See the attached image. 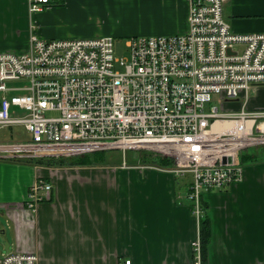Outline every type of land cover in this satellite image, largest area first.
I'll list each match as a JSON object with an SVG mask.
<instances>
[{
    "label": "built area",
    "instance_id": "1",
    "mask_svg": "<svg viewBox=\"0 0 264 264\" xmlns=\"http://www.w3.org/2000/svg\"><path fill=\"white\" fill-rule=\"evenodd\" d=\"M61 1L29 0L28 9L33 14ZM226 1L190 0L186 33L131 37L126 56L117 55L109 36L32 35L26 52H0V130L21 126L30 136L0 141V160L32 164L107 151L169 158L171 167L153 166L193 176L188 199L201 222L204 192L243 181L241 153L264 146V110L246 109L251 91L264 86V33L233 32ZM213 95L223 106L240 101L241 110L208 111ZM218 122L230 128L216 130ZM53 190L38 178L26 207L37 211ZM0 264H39V256L10 252ZM191 264H205L200 235Z\"/></svg>",
    "mask_w": 264,
    "mask_h": 264
},
{
    "label": "crops",
    "instance_id": "2",
    "mask_svg": "<svg viewBox=\"0 0 264 264\" xmlns=\"http://www.w3.org/2000/svg\"><path fill=\"white\" fill-rule=\"evenodd\" d=\"M28 3L0 0V52H26L32 35L169 37L189 28L190 0H62L33 14ZM224 16L235 33H264V0H227ZM232 103L239 112L241 102ZM246 109L264 110V86L251 91ZM252 155L258 161L243 166V181L203 194L205 264H264V156ZM38 178L54 190L33 212L25 202ZM185 183L146 163L36 168L0 160V215L13 233L4 246L37 254L39 264H191L200 222L188 199L192 180Z\"/></svg>",
    "mask_w": 264,
    "mask_h": 264
},
{
    "label": "rangeland",
    "instance_id": "3",
    "mask_svg": "<svg viewBox=\"0 0 264 264\" xmlns=\"http://www.w3.org/2000/svg\"><path fill=\"white\" fill-rule=\"evenodd\" d=\"M110 20V18L108 19ZM105 21V20H104ZM122 22V17H118L113 20V26L111 27V32L115 33L118 28L119 24ZM105 26V25H104ZM123 36H117L116 38V52L118 56H126V41L130 39L129 37L126 38H120ZM240 104H234V103H227L224 106L222 105V102L217 95H213V100L211 103L207 105V110L209 111L211 107H217L221 109V111L230 110V109H238ZM30 138L29 134L25 130L24 127L21 126H15L12 128L2 129L0 130V141L8 142V141H22V140H28ZM247 153L249 154H257L261 157L264 156V146L260 147H252L247 150ZM96 154V153H94ZM99 156L96 158L101 162H106L110 165H121L124 163V161L128 162V164H144L146 163L144 153H136L134 151L127 152L126 157H123V154L118 151H107V152H99ZM138 155V156H137ZM93 156V155H92ZM137 156V157H136ZM139 157V158H138ZM127 159V160H126ZM149 163V162H147ZM248 165V164H247ZM190 180H193V176L191 174H187L184 176L178 175V182L179 184L187 182L190 183ZM186 184V183H185ZM2 230H6V234H2ZM13 239V233L12 230L9 229L8 224L6 223V219L3 218L2 215H0V256L2 254H6L7 250L4 246L7 241H12ZM126 263V262H125Z\"/></svg>",
    "mask_w": 264,
    "mask_h": 264
},
{
    "label": "trees",
    "instance_id": "4",
    "mask_svg": "<svg viewBox=\"0 0 264 264\" xmlns=\"http://www.w3.org/2000/svg\"><path fill=\"white\" fill-rule=\"evenodd\" d=\"M93 155V156H92ZM100 154H90V155H85L83 157H75V158H69V159H43V160H38L36 163L40 165H46L49 167H64V166H85V165H94L97 163H102L98 159H96ZM144 159L146 161V164L149 165H156L160 166L163 168H169L173 165V161L169 158L165 157H160L157 155H153L150 153H144ZM257 155V154H255ZM256 158V157H255ZM254 157L252 154L247 153V151L242 152L240 155V163L242 166H245L249 163H252L254 161L258 160H253ZM149 162V163H147ZM36 163H32L33 165ZM210 221L207 216H204L203 219L200 222V236L202 240V245H203V252H204V257L205 254L207 253V249L210 243V237H211V229H210Z\"/></svg>",
    "mask_w": 264,
    "mask_h": 264
},
{
    "label": "bare ground",
    "instance_id": "5",
    "mask_svg": "<svg viewBox=\"0 0 264 264\" xmlns=\"http://www.w3.org/2000/svg\"><path fill=\"white\" fill-rule=\"evenodd\" d=\"M229 128H230V126L226 123L223 124V123L218 122L215 124V129L219 130V131L224 130V129H229Z\"/></svg>",
    "mask_w": 264,
    "mask_h": 264
},
{
    "label": "water",
    "instance_id": "6",
    "mask_svg": "<svg viewBox=\"0 0 264 264\" xmlns=\"http://www.w3.org/2000/svg\"><path fill=\"white\" fill-rule=\"evenodd\" d=\"M226 161V160H225ZM7 253H10V250L8 249V247H7Z\"/></svg>",
    "mask_w": 264,
    "mask_h": 264
}]
</instances>
